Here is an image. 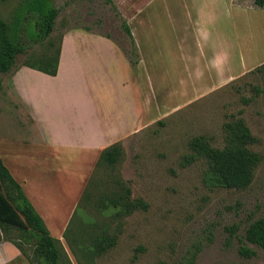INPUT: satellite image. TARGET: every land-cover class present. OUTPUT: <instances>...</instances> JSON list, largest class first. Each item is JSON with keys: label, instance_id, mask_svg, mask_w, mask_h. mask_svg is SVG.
I'll return each instance as SVG.
<instances>
[{"label": "rangeland", "instance_id": "rangeland-1", "mask_svg": "<svg viewBox=\"0 0 264 264\" xmlns=\"http://www.w3.org/2000/svg\"><path fill=\"white\" fill-rule=\"evenodd\" d=\"M24 2L0 0V18L12 24ZM52 2L60 11L55 31L30 52L56 53L72 30L108 35L130 63L136 62L133 68L141 65L138 72L130 69V77H125L126 66L119 59L111 62L114 69L106 67L116 77L114 92L106 93L114 102L111 110L124 113L127 105L143 101L144 94L149 122L164 113L124 145L121 142L120 163L95 167L67 237L61 239L66 254L60 264H188L199 249L195 264H264V250L254 245L249 246L257 251L255 258L245 259L238 252L245 228L264 216V76L257 71L264 65V8L255 0ZM123 22L132 29L134 45ZM26 61L27 56L20 55L13 71L1 75L0 138L19 142L31 135L40 138L31 134L34 123L27 102L12 87L15 71ZM100 68L89 72L99 73ZM43 96L41 88L35 98L42 124L49 115ZM233 117L246 121L257 139L251 149L262 162L249 188L209 189L203 184L206 161H184L192 153L189 143L206 136L213 146L223 148V126ZM117 181L131 189V200L144 201L148 208L125 214L105 206L119 189ZM58 189L63 195V181ZM234 226L239 230L231 238L228 228ZM1 230L6 240H20L32 256L33 237L21 238L11 227ZM101 234L116 244L90 255L93 239Z\"/></svg>", "mask_w": 264, "mask_h": 264}, {"label": "crops", "instance_id": "crops-1", "mask_svg": "<svg viewBox=\"0 0 264 264\" xmlns=\"http://www.w3.org/2000/svg\"><path fill=\"white\" fill-rule=\"evenodd\" d=\"M117 59L126 66L125 77L131 76L130 69L136 72L141 69L140 64L132 67L108 35L72 30L63 37L57 76L22 66L12 78L15 95L27 102L30 110L34 123L31 134H39L40 138L37 141L31 135L21 142L15 137L0 138V159L44 220L51 236L60 241L74 218L101 153L116 143L124 145L129 136L141 133L154 119L164 116L161 113L150 122L144 117L147 116L144 94L143 101H137L136 106L127 105L124 113L111 110L114 102L106 93L114 92L116 77L110 68L114 69L111 62ZM97 65L101 72L91 74L89 70ZM41 88L46 114L49 113L43 124L37 115L39 104L35 98ZM39 142L42 144L38 145ZM72 166L75 168H68ZM62 181L64 190L60 196L58 186ZM59 200L62 203L57 208ZM0 264L30 262L12 242L3 240Z\"/></svg>", "mask_w": 264, "mask_h": 264}, {"label": "trees", "instance_id": "trees-1", "mask_svg": "<svg viewBox=\"0 0 264 264\" xmlns=\"http://www.w3.org/2000/svg\"><path fill=\"white\" fill-rule=\"evenodd\" d=\"M255 4L259 8H264V0H255ZM59 15L60 11L52 0H25L12 24L0 18V91L3 89L1 75L13 71L20 55L27 56L23 66L49 76H57L63 38L60 48L54 54L36 56L30 50L36 45H43L51 37ZM122 26L134 45L130 25L123 22ZM131 63L136 66V62ZM257 71L264 76V65ZM223 130L225 135L223 148L213 146L206 136H196L189 143L192 153L186 156L184 161L188 164L202 159L206 161L207 169L203 175V184L209 189H247L253 183L256 169L262 162V156L251 149L252 145L257 143V139L244 118L233 117L224 124ZM123 156L124 147L120 142L111 145L101 153L97 167L102 164L115 166L120 163ZM117 186L119 189L113 192L109 200L107 199L108 205L105 206L125 214H131L140 208L145 210L148 208L144 201L131 200L132 191L123 181H117ZM1 227L16 229L21 238L29 236L35 239L32 256L25 250L20 240L7 239L21 251L30 264H60L63 253L66 254L62 242L51 236L44 220L27 199L22 187L2 159H0V242L6 240ZM228 230L232 238L237 235L239 227H229ZM67 232L68 230L64 237H67ZM240 238L238 252L241 257L252 259L257 256V251L249 245L264 250V216L252 220ZM92 244V249L87 252L95 255V252L98 254L106 252L116 242L114 238L101 234L93 239ZM200 252L201 249L191 253L188 264H195Z\"/></svg>", "mask_w": 264, "mask_h": 264}]
</instances>
